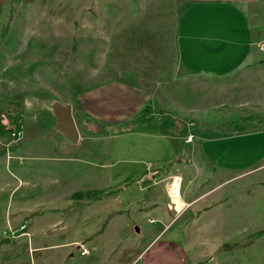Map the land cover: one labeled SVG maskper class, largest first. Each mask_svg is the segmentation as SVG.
Here are the masks:
<instances>
[{
	"label": "rangeland",
	"instance_id": "obj_1",
	"mask_svg": "<svg viewBox=\"0 0 264 264\" xmlns=\"http://www.w3.org/2000/svg\"><path fill=\"white\" fill-rule=\"evenodd\" d=\"M145 1L0 0V116L6 113L16 117L21 131L18 139L7 134L0 136V264H80L84 256L78 248L81 242L75 246L69 243L80 241L77 238L82 230L63 229L62 232L60 222L50 231L48 219L58 215L63 221L71 215L79 216L84 208L78 202L65 199L51 205L43 196L47 189L63 186L69 180L65 185L68 189L82 187L88 179L84 170L92 167L91 162L102 170L104 187H109L110 192L115 190V195L106 198L105 207L96 209L102 210L104 217L100 228L108 222L109 211H122L119 232L107 231L101 247L123 252V264H182L185 248L172 244L166 248L167 242L172 238L178 245L185 228L195 221L193 217L203 204H209L210 210H200L199 214L210 219L201 222L199 232L206 233L205 244L210 243V247L200 256L204 259L202 264H264V169L254 170L264 161V144L246 139L236 141L245 148L229 153L225 149L227 153L218 159L225 169L220 178L209 181H205L211 174L207 164L195 159L198 177L188 188L177 163L186 161L183 157L188 156L189 146L178 144L172 149L169 139L155 136L160 134L157 131L150 130L143 137L127 120L114 123V96L105 94L100 98L104 89L101 86L111 80L110 57L117 39V35H111V26L118 19H126L127 13H139ZM190 6L192 9L184 21L191 23L194 17L206 16L207 8L204 11L202 8L210 4L195 0ZM226 8L235 11L227 23L241 24L236 13L241 12L238 6L232 4ZM260 19L264 24V0ZM235 46L229 44L230 49ZM236 63L237 57L231 55L223 66ZM238 69L216 73L231 75L213 80L216 87L232 81L230 88H234L236 100L227 99L233 94L229 88L226 94L217 93L215 98L219 101L214 106L207 103V117L200 119L201 126L212 120L227 121L220 123L222 127L209 129L211 133L246 134L264 129V109L248 105L240 108L243 103L235 91L239 83ZM117 71L115 65V74ZM123 74H127L126 70ZM181 93L179 88L178 96ZM97 96L99 112L90 107H95ZM199 97L200 106L193 112L202 110L206 95ZM247 98L252 96L247 94ZM173 100L176 102V97ZM54 102L71 105L80 131L95 132L101 128L100 135L95 134L96 139L78 145L71 154L65 152L52 141L55 136L63 135L55 128ZM244 110L245 119L239 114ZM169 122L168 125L176 127L173 116ZM178 132L179 128L173 133ZM184 137L187 142L193 139L191 133H185ZM170 165L172 172L163 180ZM154 170L159 173L145 177ZM174 180L179 182L178 192L188 189L191 197L206 194L192 206L183 202V208L178 211L170 193L169 197L163 190L161 196L158 194V189L168 183L167 189H173ZM151 185L154 186L145 188ZM154 200L158 204L153 205ZM169 221L164 230L170 229L168 233L163 232L154 246L155 242L143 251L152 236ZM23 225L26 228L21 232L18 229ZM9 229L19 233L18 237L5 238L3 232ZM223 242L225 245H221Z\"/></svg>",
	"mask_w": 264,
	"mask_h": 264
},
{
	"label": "crops",
	"instance_id": "obj_2",
	"mask_svg": "<svg viewBox=\"0 0 264 264\" xmlns=\"http://www.w3.org/2000/svg\"><path fill=\"white\" fill-rule=\"evenodd\" d=\"M194 1L150 0L149 6L146 7V0L145 6H141L139 13H127L128 17L126 19L114 21L111 26V35L112 37L117 35V39L114 41L116 45L114 44L110 57L113 66H111V80L101 86L104 89H102L103 94L100 96V98H103L105 94L114 96L112 100L114 123H122L127 120L130 123L129 126L138 128L143 137H147L150 130L157 131L160 134L155 136L169 139L168 144L172 149L178 144L182 147L189 146L188 156L183 157L186 161L177 163V166H180L178 170L181 171L182 180L189 184L188 188L193 185L194 179L198 177L197 161H194L195 159L207 164V169L211 174L205 181H209L213 177L220 178L223 168L225 169L218 160L223 154L245 148L236 141L246 139L250 143L257 142L259 144L262 142L264 144V129H257L246 134H227L224 132L221 134L211 133L209 129L222 127L220 123L227 121L212 120L204 127L200 125V121H203L200 119L207 117L205 112L207 103L211 102L214 106L219 101L215 98L217 93L226 94L232 82L221 83L223 85L216 87L213 81L215 78H226L231 75L216 73L230 71L235 68H239L240 73L237 76L238 89L235 88L240 96L239 102L243 103L240 108H246L248 105L250 107H261V110L264 109V24L260 19L263 16V0H202L210 4V6L202 8L203 11L207 8V15L194 17V21L190 23L189 20H184L185 17H188L192 9L190 5ZM232 4L238 6L241 11L236 12L241 24L233 21V24L231 21L227 23L228 20H231V15L235 11L226 7L231 8ZM119 12L118 10L117 14L120 16L121 13ZM230 43L236 46L230 49ZM236 53H238L237 56ZM231 55L237 57L238 63L231 67L223 66L225 61L230 60ZM115 65L118 66L117 74H115ZM124 70L127 74H123ZM179 88H182V93L178 96ZM233 89L230 88L229 93L232 92L233 94L227 97L230 101L236 100ZM95 91L97 95L98 88ZM247 94L251 95L252 98L248 99ZM204 95H206L205 98ZM199 96L204 98L203 103H201L202 110L193 112L192 110L195 107L200 106ZM90 97L86 95V98L90 99ZM174 97H176V102L173 100ZM126 101H128L127 104ZM95 102V107L93 105L90 107L95 108V112H99V96L96 97ZM124 106H126L125 109L119 112V109ZM183 112L186 115H182ZM239 114L243 115L245 119V110L239 112ZM171 116L175 121V128L168 125ZM184 124L187 126H184ZM78 126L79 140L75 142L76 144H73L70 139L63 135L55 136L52 141L63 147L65 152L71 154L79 147L78 145H82L86 140L96 139L94 134H86L85 132V135L82 134L83 132L80 131L81 129ZM178 128L179 132L174 134L173 132H177ZM185 133L193 135L190 142L185 141ZM148 136L152 135L149 134ZM225 149H227V152H225ZM235 155L237 154L235 153ZM262 156L264 158V151ZM90 164L92 167L84 170V176L88 179L83 182L82 187H77L78 189L74 190L68 189L65 185L70 183L71 180H69L63 186L47 189L46 196H43V198L50 200L51 205H53L54 203H60L63 199L70 201V196L77 190H99L98 188L104 187L101 182L102 170L97 169L96 164L92 162ZM171 167L170 165L165 170L163 180L169 178L168 175L172 172ZM154 169H157V167ZM262 169H264V161L254 170L261 171ZM155 173L159 172L155 170L148 172L145 177ZM168 184L163 186L162 189H158L159 196H161L163 190L169 197L167 193ZM154 185L145 188L150 189ZM105 187L101 190L109 188ZM111 192L110 196L99 201H75L84 208L80 211L79 216L71 215L63 221L58 218V215L48 219L50 231L55 229L57 223L60 222H62V232L63 229L67 231L82 230L77 238L80 241L69 243L75 246L76 243L81 242V246L88 250V254L81 256L80 264H118V262L123 264L122 260L125 255L123 252L101 247V240L105 233L109 230L119 232L123 222L120 219L122 211L113 209L108 212L110 218L106 225L100 228L104 222V217L100 213L102 210L96 211V209L105 207L106 198L115 195V190H111ZM187 192H189L188 189L179 192L180 200L191 204V206L206 194L205 192L198 197H191L188 196ZM156 201H152L153 205L158 204ZM168 204L170 203L168 202ZM208 205L203 204L197 209L196 217H193L195 221L187 225L183 238L178 245H176V240L171 241L172 238L167 242L166 248H170V244L180 246L181 249L185 248L182 264H202V261H204V259H200V256L206 251L207 247H210V243L205 244L204 238H207V235L199 232V230L201 229V222H206L210 218L207 216L201 217L202 214H199V212L200 210L202 212L210 210ZM169 209L172 208L169 207ZM170 222L165 223L164 227L152 236L143 251L149 245L155 242L154 246L159 241L160 238L158 237L170 225ZM169 230L167 229L164 235ZM18 234L14 233V239L18 237ZM225 243L223 242L221 245H225Z\"/></svg>",
	"mask_w": 264,
	"mask_h": 264
},
{
	"label": "trees",
	"instance_id": "obj_3",
	"mask_svg": "<svg viewBox=\"0 0 264 264\" xmlns=\"http://www.w3.org/2000/svg\"><path fill=\"white\" fill-rule=\"evenodd\" d=\"M84 130H86V129H84ZM20 132H21L20 127L18 125V121H17L16 117L9 115V114H6V113L0 116V136H4L7 134L11 137L12 133L15 135L19 134V136H20ZM83 132H85L86 134L100 135V133L98 131H95V132L83 131ZM103 133H104V131H103ZM1 153H2V151H0V154ZM111 194H112V192H110L109 190L77 191V192H74L70 196V202L71 201L72 202L81 201V200H86V201H90V202L99 201V200H101L107 196H110ZM50 207H52V206H50ZM48 210H50V209H48ZM3 242H5V241H3Z\"/></svg>",
	"mask_w": 264,
	"mask_h": 264
},
{
	"label": "water",
	"instance_id": "obj_4",
	"mask_svg": "<svg viewBox=\"0 0 264 264\" xmlns=\"http://www.w3.org/2000/svg\"><path fill=\"white\" fill-rule=\"evenodd\" d=\"M67 55L68 53H66V56ZM52 111L56 118V130L66 136L68 139L75 142L78 141L79 132L72 114L71 105L54 102L52 105ZM97 131L101 133L102 129L98 128ZM136 231L138 232V228H136Z\"/></svg>",
	"mask_w": 264,
	"mask_h": 264
},
{
	"label": "bare ground",
	"instance_id": "obj_5",
	"mask_svg": "<svg viewBox=\"0 0 264 264\" xmlns=\"http://www.w3.org/2000/svg\"><path fill=\"white\" fill-rule=\"evenodd\" d=\"M178 186H179V182L174 180L173 189H170V190L167 189V192H168V194L170 193V195L172 196V200L175 203V209L178 210V211H180L183 208L184 204H183V201L180 200L179 192L177 190L178 189ZM21 227L18 230H20L22 232L23 229H21ZM15 232L16 231H13V234H12L11 237H13V235H14ZM86 254H88V250L83 255H86Z\"/></svg>",
	"mask_w": 264,
	"mask_h": 264
},
{
	"label": "built area",
	"instance_id": "obj_6",
	"mask_svg": "<svg viewBox=\"0 0 264 264\" xmlns=\"http://www.w3.org/2000/svg\"><path fill=\"white\" fill-rule=\"evenodd\" d=\"M11 136H12L13 138H18L19 134L15 135V134L12 133ZM24 228H25V226L23 225V226L21 227V229H24ZM4 233H5V232H4ZM12 234H13V230H10V229H9V231H8V235L12 236ZM86 252H87V250L84 249V248H82V249L80 250V253H81V254H85Z\"/></svg>",
	"mask_w": 264,
	"mask_h": 264
}]
</instances>
